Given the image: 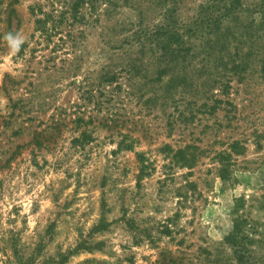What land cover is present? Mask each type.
Returning a JSON list of instances; mask_svg holds the SVG:
<instances>
[{
	"label": "rangeland",
	"instance_id": "obj_1",
	"mask_svg": "<svg viewBox=\"0 0 264 264\" xmlns=\"http://www.w3.org/2000/svg\"><path fill=\"white\" fill-rule=\"evenodd\" d=\"M225 1L0 0V264H264V0L186 26ZM164 11L178 64L136 34Z\"/></svg>",
	"mask_w": 264,
	"mask_h": 264
},
{
	"label": "trees",
	"instance_id": "obj_2",
	"mask_svg": "<svg viewBox=\"0 0 264 264\" xmlns=\"http://www.w3.org/2000/svg\"><path fill=\"white\" fill-rule=\"evenodd\" d=\"M61 1L63 2L61 3V5H65L64 7L69 8V10L72 11V13L75 16H78L79 19L85 18L86 22H89L94 18H97V16L101 14L102 12L100 10V7H102L101 4H109L111 6H115V3L117 2V0H61ZM234 2L235 0H229V2L225 1L222 4V7H220L224 11L220 13L217 11L216 14L215 11L219 7V5H214L213 7L214 11H212L211 13L208 12V10L210 9L209 5L199 7L200 9L199 12H197V16L195 17L194 20L191 21L192 25H190V23L186 25L188 26L187 30H192L193 32L197 33L200 31L199 29H201L204 22L207 23L209 26L214 27V29L217 28L216 24L219 21H221V19L224 17V13L227 14L231 12V8L233 5L232 3ZM83 5H85L87 8V11L85 13L81 10V6ZM69 10H63V12L69 13ZM204 12H208L207 14H211V15L208 16ZM163 13H164L162 14L163 19L162 21H160V23H157L156 25H153L150 29H145V30H142L139 27V29L136 31V34L139 36H143V35L148 36V40L152 43L153 49L156 52H158L160 58L163 59L164 65L165 64L172 65L173 63L178 64L180 58H182V60H186L185 58H187V55H190L191 49L189 46H186V43L188 41V39L186 38L188 37L185 35L184 32L185 29H182V25L184 24H180L179 21H176L175 18L172 17L173 13L172 14L170 13V15L166 11H164ZM70 17L72 16L65 15V13H62L61 18L63 19L55 21V23H62L63 20L67 21ZM38 21L44 22L45 18L44 19L38 18L37 22ZM55 27L57 28L56 25ZM48 29H50V27ZM215 33H217V31H215ZM220 162L221 164L224 165L222 159L220 160ZM220 170L224 171V168L221 167ZM245 223H246L245 219L236 216L234 218L231 232L224 237L225 242L229 245V247L233 252V255L235 256V261L237 263H242V258L243 256L245 257L244 254H246L247 251L246 243L248 241L246 240L249 239V236L244 231Z\"/></svg>",
	"mask_w": 264,
	"mask_h": 264
},
{
	"label": "clouds",
	"instance_id": "obj_3",
	"mask_svg": "<svg viewBox=\"0 0 264 264\" xmlns=\"http://www.w3.org/2000/svg\"><path fill=\"white\" fill-rule=\"evenodd\" d=\"M5 39L8 41L12 55H15L20 50V47L24 42L23 37L12 33H8Z\"/></svg>",
	"mask_w": 264,
	"mask_h": 264
}]
</instances>
